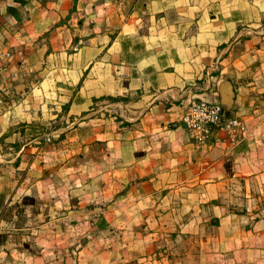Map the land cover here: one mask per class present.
I'll return each instance as SVG.
<instances>
[{"label":"crops","instance_id":"obj_1","mask_svg":"<svg viewBox=\"0 0 264 264\" xmlns=\"http://www.w3.org/2000/svg\"><path fill=\"white\" fill-rule=\"evenodd\" d=\"M3 49L0 264H264V0H0Z\"/></svg>","mask_w":264,"mask_h":264},{"label":"built area","instance_id":"obj_2","mask_svg":"<svg viewBox=\"0 0 264 264\" xmlns=\"http://www.w3.org/2000/svg\"><path fill=\"white\" fill-rule=\"evenodd\" d=\"M11 53L0 50V105L5 103L9 90L2 85ZM190 137L198 144L209 140H222L227 150L233 149L247 131V123L240 115L214 100L191 99L180 116Z\"/></svg>","mask_w":264,"mask_h":264},{"label":"rangeland","instance_id":"obj_3","mask_svg":"<svg viewBox=\"0 0 264 264\" xmlns=\"http://www.w3.org/2000/svg\"><path fill=\"white\" fill-rule=\"evenodd\" d=\"M47 40H48V38H47V31H46L42 35H40V38L38 41H40L41 44H44L47 42Z\"/></svg>","mask_w":264,"mask_h":264}]
</instances>
